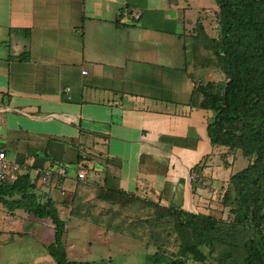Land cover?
<instances>
[{
	"label": "crops",
	"instance_id": "1",
	"mask_svg": "<svg viewBox=\"0 0 264 264\" xmlns=\"http://www.w3.org/2000/svg\"><path fill=\"white\" fill-rule=\"evenodd\" d=\"M217 8L214 0H0V150L20 174H39L34 192L54 202L65 229L84 220L103 240L112 233L123 244L131 236L149 264L156 206L216 208L212 177L226 185L233 172L212 168L224 151L207 136L214 113L198 107V79L178 51L181 44L190 51L197 23L215 36L207 26ZM176 57L182 62L173 63ZM236 154L225 157L228 166ZM59 166L63 177L40 182ZM200 174L212 184L200 187ZM111 190L135 199L101 196ZM11 207L0 201L11 217L0 218V232L5 223L14 232L7 238L36 224ZM91 244L77 249L63 235L68 261L111 262L110 252L92 257Z\"/></svg>",
	"mask_w": 264,
	"mask_h": 264
},
{
	"label": "trees",
	"instance_id": "2",
	"mask_svg": "<svg viewBox=\"0 0 264 264\" xmlns=\"http://www.w3.org/2000/svg\"><path fill=\"white\" fill-rule=\"evenodd\" d=\"M214 2L218 7L217 36L207 35L197 23L200 33L194 42L212 52L224 77L222 81L195 82L194 90L198 107L214 113L206 130L211 145L224 148L222 164L228 166L225 157L239 151L248 162L229 176L230 189L222 199L228 218L156 206L159 233L151 235L156 251L147 256L149 264H212L213 258L218 264H228L233 252L239 256V264H264V0ZM38 176L30 179L19 173L12 180L1 181L0 201L34 218L49 219L54 238L47 250L55 264H79L66 258L65 221L54 202H41L34 192ZM101 196L117 201L135 199L120 190ZM245 229L248 234L243 237ZM169 238L176 248L170 253L166 251ZM222 246L227 247L216 256L214 252Z\"/></svg>",
	"mask_w": 264,
	"mask_h": 264
},
{
	"label": "rangeland",
	"instance_id": "3",
	"mask_svg": "<svg viewBox=\"0 0 264 264\" xmlns=\"http://www.w3.org/2000/svg\"><path fill=\"white\" fill-rule=\"evenodd\" d=\"M207 1L209 3L213 2V0H207ZM217 10L214 11L213 16L209 14L210 17L212 18L208 22L209 24L207 26L208 30L215 36H217L218 33ZM198 32H199L198 28H195L192 34V41H191L192 46L190 48V51L185 52L184 50H182L183 44H181L180 50L178 52L181 51V54L184 56V60L187 62V64L190 65V67H192L193 72L195 73L198 79L196 81L197 83H201L200 81L206 83L209 80L222 81L224 75L217 67V63L212 52L210 50L205 49L204 46L201 45V43L199 44V42L197 43V41L194 42V39L197 36ZM202 43H204V41H202ZM173 51H175V49ZM181 60H182L181 57L178 59L176 57L173 60V63L175 64L176 62L181 63L182 62ZM220 149L224 150V148H220ZM92 153L95 154L94 152ZM92 153L84 151L83 155L88 156L92 159L93 158L91 156ZM222 154H223L222 152H219V156H221ZM247 162L248 159L242 156L239 151L237 152L236 158H234V161L232 162L231 166H224L221 161L219 163L214 162L212 168L217 167L218 169L223 170V172L234 173L242 169L243 166L247 164ZM99 170L102 171L101 168ZM31 174L33 175V173ZM201 176H205V175L200 174L198 178H200ZM201 179L202 180L200 181L199 184L200 187L202 185L209 186V184L211 183V178H208L207 175L203 178L201 177ZM214 179L215 178L212 177V181L217 182V183L215 182L214 186H216L215 188L218 190V193L216 194L215 197L209 199L210 201H212L211 205L213 206L216 205V208H214L211 213L216 217L228 218L229 216L227 214V207L222 205V199L226 190L230 186L228 182L229 177L225 181L227 182L226 185L223 183V180L218 181L217 178L215 180ZM210 191H211V195L213 196L212 191H214V189L212 188L210 189ZM206 192L208 193L209 189L205 190V193ZM126 215L128 214H125V216ZM2 216H4L7 221L11 220L10 215H7V213L5 212L3 213V211H0V218H2ZM133 216L137 218L139 217L137 216V213L131 215V218H133ZM35 223L36 224L34 226L29 225L30 229L28 231L19 233L15 236L11 235V237L9 238H7L6 235L9 234L10 232H13V227H11L10 224L5 223V227H3V230H1L0 232L2 233L4 231V236H1L3 239L2 238L0 239V264H35L36 262H38L39 264H55L54 260L52 259L51 255L47 250V246L49 245L50 242L53 241L52 224L49 221V219L46 218H41V219L36 218ZM149 224L150 227H152L153 222H150ZM127 228L129 229L128 232L133 231V228L131 227H127ZM94 229L95 228L92 226V224H89L84 220L81 221L72 220L71 223L68 225V228L65 229L64 232L67 240L75 241V245L77 249H80V247L85 248L82 245H86V241H91L92 246L90 250L92 251L91 252L92 257H97L98 259V257L101 258L102 256H106L105 254L110 252L113 258L111 262L107 260H104L103 262H100L99 260H95V261L85 262L84 264H142L141 260H139V256L143 255L144 253L143 250L145 249L143 248V246H140V249H138L135 246L136 245L135 240H133L131 236L128 237L125 236L123 238L124 243L121 244L119 243L118 240H116V238H114V237H119L117 234L111 233L109 234V236H107V238L109 239L103 240L101 239V236H99L100 238H98L94 234ZM153 230L156 231V228L154 227L151 231ZM242 232H243V237L248 234L247 229L243 230ZM157 233L158 231H156V234ZM236 236L237 237L241 236V232L239 228H238V234H236ZM42 242L46 244L43 246ZM172 244L173 241L171 240V238H169L167 242L168 248L166 249L168 253L176 249ZM226 247L227 246H222L221 248H217L216 251L214 252L215 255L218 256L222 254L221 252L225 250ZM227 261L228 264H239L240 260H239V256L236 255L235 252H233V257L229 258ZM211 262L212 264H218V260L215 258H213Z\"/></svg>",
	"mask_w": 264,
	"mask_h": 264
},
{
	"label": "built area",
	"instance_id": "4",
	"mask_svg": "<svg viewBox=\"0 0 264 264\" xmlns=\"http://www.w3.org/2000/svg\"><path fill=\"white\" fill-rule=\"evenodd\" d=\"M85 73V71H83ZM21 167L18 163L9 160L6 156V153L3 150H0V182L5 180H12L20 173ZM66 171L64 166H59L57 171L46 170L40 177V182H48L54 176H61L65 175ZM77 179H84L85 178V170L79 168L76 173Z\"/></svg>",
	"mask_w": 264,
	"mask_h": 264
}]
</instances>
